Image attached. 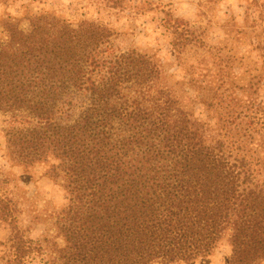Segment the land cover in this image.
<instances>
[{
  "label": "trees",
  "instance_id": "obj_1",
  "mask_svg": "<svg viewBox=\"0 0 264 264\" xmlns=\"http://www.w3.org/2000/svg\"><path fill=\"white\" fill-rule=\"evenodd\" d=\"M27 22L2 25L0 113L19 124L5 135V155L23 168L44 166L68 199L55 236L34 242L0 197V220L13 232L7 264H192L225 236L228 264L264 262V184L246 150L264 132V106L224 90L227 73L212 63L219 85L190 82L208 112H221L212 128L153 57L108 54L105 26L48 14ZM165 25L180 60L188 37L181 21ZM254 50L264 60V44ZM74 93L84 101L77 117L57 121Z\"/></svg>",
  "mask_w": 264,
  "mask_h": 264
},
{
  "label": "rangeland",
  "instance_id": "obj_2",
  "mask_svg": "<svg viewBox=\"0 0 264 264\" xmlns=\"http://www.w3.org/2000/svg\"><path fill=\"white\" fill-rule=\"evenodd\" d=\"M111 1L108 7L105 2L89 0H0V39L4 21L18 22L21 29H27V18L32 15L48 14L74 27L81 21H92L110 31L106 47L111 56L134 50L160 62L168 84L178 83V95L184 97L186 93L192 99L195 117L212 128L221 112L218 108L208 112L190 83L219 85V66L214 68L212 63H221L220 68L228 74L221 85L224 90L229 87L238 98L250 95L264 106V60L254 50L258 43L264 44V0L258 1V7L253 0ZM175 19L181 21V32L189 40L180 60L171 47L172 31L165 25V21ZM67 99L72 106L61 104L56 114L57 121L63 123L75 119L84 105L77 93L64 101ZM10 119V115L0 113V197L8 203L14 225L25 240L53 238V223L67 204L68 195L60 181L45 175L44 166L23 168L8 160L5 135L19 126ZM253 137L254 143H247L246 150L261 170L259 179L264 184V143L259 141L264 132H254ZM12 233V225L0 220V264H7L12 257L8 242ZM230 254L225 236L211 255L192 264H228ZM30 264L43 263L36 258Z\"/></svg>",
  "mask_w": 264,
  "mask_h": 264
}]
</instances>
